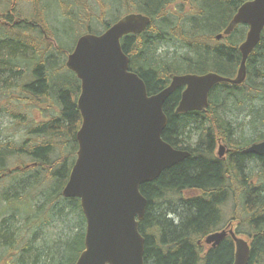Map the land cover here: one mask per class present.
I'll return each mask as SVG.
<instances>
[{
	"label": "trees",
	"instance_id": "16d2710c",
	"mask_svg": "<svg viewBox=\"0 0 264 264\" xmlns=\"http://www.w3.org/2000/svg\"><path fill=\"white\" fill-rule=\"evenodd\" d=\"M91 1L0 0V123L23 126L27 139L23 144L6 142L0 132V257L12 258L13 264H75L85 247L81 203L62 195L82 124L76 106L80 81L71 78L65 65L75 46L62 42L70 33L83 29L101 34L124 14L148 16L152 23L147 31L125 38L122 45L131 71L143 79L149 95L169 87L171 75L212 72L234 78L240 66L239 46L248 27L239 26L221 42L216 36L245 0H190L194 11L189 14L184 9L189 2L178 6V14L170 10L182 0ZM20 5L34 8L31 20L21 14ZM51 20L56 23L49 28ZM182 91L164 106L168 126L163 140L191 157L141 188L148 201L140 224L144 264H234L232 241L206 254L197 244L230 214L242 222L239 235L251 240L249 264H264V157L244 154L264 141V31L248 59L245 83L213 88L207 113L177 115ZM48 103L50 116L45 109L39 121L21 115ZM219 141L233 151L226 159L215 155ZM16 157L32 165L25 168L24 163L8 174L9 161ZM6 174L9 182L2 177ZM36 193L42 199L33 206ZM67 210L81 223L66 238L38 248L34 226L61 218Z\"/></svg>",
	"mask_w": 264,
	"mask_h": 264
},
{
	"label": "water",
	"instance_id": "95a60500",
	"mask_svg": "<svg viewBox=\"0 0 264 264\" xmlns=\"http://www.w3.org/2000/svg\"><path fill=\"white\" fill-rule=\"evenodd\" d=\"M152 20L143 14H128L101 35L81 36L66 67L81 82L78 108L82 126L77 133L79 150L64 198L78 199L86 220L85 247L75 264H144L145 238L140 233L148 201L141 187L191 157L163 140L168 126L164 106L184 88L175 113L206 112L209 96L219 84L241 86L247 79V62L261 42L264 31V0L241 5L217 41L247 26L239 46L241 62L234 78L216 73L171 75V84L149 95L142 78L130 70L122 39L145 32ZM226 149L220 147L219 156ZM264 157V141L244 151ZM235 242L234 264H249L248 241L230 231ZM228 233L210 235L206 242L217 247Z\"/></svg>",
	"mask_w": 264,
	"mask_h": 264
},
{
	"label": "rangeland",
	"instance_id": "374dc122",
	"mask_svg": "<svg viewBox=\"0 0 264 264\" xmlns=\"http://www.w3.org/2000/svg\"><path fill=\"white\" fill-rule=\"evenodd\" d=\"M89 2H92L91 0H88ZM183 2H185V6L187 4V2H189V4H187L186 7H184L185 9V13L189 14L191 12H193L194 8L192 9V4L190 0H182ZM98 5V4H97ZM181 5L183 6V4L180 2H176L175 4H173V6L171 7V11H173V13L178 14V6ZM20 10H21V14L24 16V18L26 19H30L32 18V12H34V8L31 5H20L19 6ZM54 9L55 6H54ZM176 10V11H174ZM0 11H2V8L0 6ZM97 10H93V12H96ZM98 13V12H97ZM96 13V14H97ZM55 14V13H54ZM63 12H60V16L58 15L59 18H62L63 16ZM95 15V13H94ZM125 15V14H124ZM183 15V14H180ZM54 16V15H53ZM39 17V16H38ZM34 19V18H33ZM32 19V20H33ZM95 19V17H94ZM96 20L93 21H87V23H92L95 22ZM55 20H51L48 23L49 28L52 27V25H55ZM98 23V22H97ZM95 23V24H97ZM88 33V32H87ZM85 31L83 29L77 31V32H73L70 33L71 35L62 40L63 44L68 45L69 47L73 48L74 44H76L75 42H77L76 40L78 39V37L84 34ZM68 74V73H65ZM13 108H17L16 106H13ZM47 109V107H46ZM49 109L46 110V112H48ZM24 118H28L29 120H34V121H39L40 119H42V115H41V110L37 111H22L21 112ZM45 116H50V113H46ZM0 132H1V136L3 140H6V142L8 140L13 141L14 143H18V144H23V141L25 142L27 139L26 138V134L23 131V126H15L14 123H10L9 121H7L6 123L2 122L0 123ZM3 125V127H2ZM246 135L248 137H251L252 135V131L247 130L246 131ZM25 136V138H24ZM58 156V155H57ZM24 163L28 164L27 161L25 160V158L22 157H16L12 160L9 161L10 164V168L7 170V172L12 171V170H16V168L18 167H22L20 165L24 166ZM7 174L4 176L6 179V182H9V178L6 177ZM33 197H35V200L32 201L33 206H35V204H38V202L41 201L42 197L38 196V193H36L35 195H33ZM64 216H61V218L56 217V218H52L51 221H49L48 223L47 220L41 221L42 223H37V225L34 226L33 231L37 232L39 235V241L37 242L38 248L42 249L45 247H42V244L45 243L44 245L47 247H50L53 240L55 239L57 240H62L63 238H66L69 234L74 232L75 226L78 225V223H81V220L79 221L78 218L75 215H72L69 213V210L65 211ZM79 221V222H78ZM28 223V222H27ZM24 224V223H23ZM26 224V223H25ZM44 224V225H43ZM34 232V233H35ZM32 232L29 231V234H31ZM24 236L26 237L27 240V236H28V232L24 234ZM4 263H9V264H13V259L6 257L5 256H1L0 257V264H4Z\"/></svg>",
	"mask_w": 264,
	"mask_h": 264
},
{
	"label": "flooded vegetation",
	"instance_id": "af4514ba",
	"mask_svg": "<svg viewBox=\"0 0 264 264\" xmlns=\"http://www.w3.org/2000/svg\"><path fill=\"white\" fill-rule=\"evenodd\" d=\"M247 1H248V0H247ZM181 3H184V2L181 1ZM70 73H71V78H72L73 80H74V77H73V76H75V77L77 78V76H76L73 72L70 71ZM77 80H78V78H77ZM23 87H24V86H23ZM181 90H183V89L181 88ZM182 92H183V91H182ZM23 93H24V91H23ZM80 94H81V83H80ZM80 94H79V96H78V98H77V104H76L77 108H78V100H79ZM72 99H73V97H72ZM49 104H50V103L46 104V106L44 107V109H41V112H42L43 110H45L46 107H47V109H48V108L51 109V106H49ZM47 109H46V110H47ZM31 111H34V110L32 109ZM37 111H40V109H37ZM78 112H79L80 117H81V119H82L81 112H80L79 108H78ZM21 115H22V114H21ZM22 117H23V116H22ZM77 132H78V131H77ZM76 141H77V135H76ZM77 143H78V142H77ZM220 145H224L225 148H226V157H225L224 159L228 158V156H230V155L233 153V151H232V149L228 148V147H227L224 143H222L221 141H219L218 144H217V149H216V152H215L216 157L219 158L218 156H219V146H220ZM246 155H247V154H246ZM187 194H188V193H187ZM190 194L193 195V193H190ZM184 195H185V193H184ZM196 195H198V194H196ZM237 218H238V217H235L234 214H230V215L227 217V220L224 221V224H222L221 227H220L217 231L212 232V233L206 235L205 237L200 238V239L197 241L198 246H199L201 249L204 250V254H206V253H207L209 250H211V249H216V248L220 247L224 242H227V241H232L233 244H234V247H235V242H234V239H233L232 235L230 234V231H234L235 235H236L237 237H239V238L245 239V240H247V241H248V240L251 241L249 237L239 235L238 230H239V228H240L242 222H241V220H240L239 218H238V219H237ZM223 231L228 232V236H227V237H226V238H225V239H224V240H223V241H222V242H221L216 248H214L213 245H208V244H207L206 239H207L210 235H212V234H214V233H217V232H223Z\"/></svg>",
	"mask_w": 264,
	"mask_h": 264
},
{
	"label": "bare ground",
	"instance_id": "6f19581e",
	"mask_svg": "<svg viewBox=\"0 0 264 264\" xmlns=\"http://www.w3.org/2000/svg\"><path fill=\"white\" fill-rule=\"evenodd\" d=\"M174 94V93H173Z\"/></svg>",
	"mask_w": 264,
	"mask_h": 264
}]
</instances>
